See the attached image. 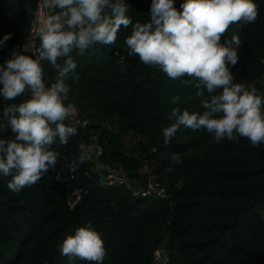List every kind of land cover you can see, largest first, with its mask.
Masks as SVG:
<instances>
[{
	"label": "trees",
	"instance_id": "1",
	"mask_svg": "<svg viewBox=\"0 0 264 264\" xmlns=\"http://www.w3.org/2000/svg\"><path fill=\"white\" fill-rule=\"evenodd\" d=\"M126 2L133 24L149 20L152 0ZM182 3L176 0L175 7L180 10ZM256 3L255 23L231 25L221 42L240 37V59L231 68L234 83L254 85L264 96V0ZM36 9L37 0H0V38L12 34L0 48V63L27 42ZM131 32V25L121 27L114 44L71 53L80 79L66 81L68 103L89 123L82 127L64 121L77 131L66 146L57 138L55 170L19 193L8 189L11 177L0 176V264H69L60 246L89 223L102 234L103 264H152L162 247L169 256L165 264H264V144L254 147L244 137L217 143L206 130L185 128L166 143L162 130L173 123V108L204 109L185 82L187 75L172 80L140 63L138 55L128 57L125 40ZM39 45L40 37L37 53ZM41 66L50 87L58 72L49 61ZM173 97L179 100L172 103ZM27 99V92L15 100L0 99V119ZM121 134L141 142L129 153ZM94 137L103 148L102 165L121 169L130 182L152 180L166 189L167 197L146 198L107 182L95 170L92 155L73 172L69 165ZM0 138L13 139L14 133L7 128ZM148 175L155 180H147ZM71 264L93 262L75 258Z\"/></svg>",
	"mask_w": 264,
	"mask_h": 264
},
{
	"label": "clouds",
	"instance_id": "2",
	"mask_svg": "<svg viewBox=\"0 0 264 264\" xmlns=\"http://www.w3.org/2000/svg\"><path fill=\"white\" fill-rule=\"evenodd\" d=\"M175 3L152 0L149 20L133 24L126 0H42L43 8L59 12L42 22L38 53L14 51L0 63V99L30 95L6 109L0 119V132L10 128L14 133L13 139L0 138V176L11 177L7 183L10 191L19 193L55 170L60 155L54 149L57 138L59 145L66 146L76 134L74 127L64 123L73 107L68 103L71 89L66 81L80 79L71 53L112 45L121 27L130 25L132 32L125 40L128 57L138 55L140 63L158 68L172 80L187 75L185 82L194 87L204 109L190 113L173 108L169 115L173 123L162 130L166 143L185 128L206 130L217 143L244 137L254 147L264 144V96L258 95L254 85L234 83L231 71L240 59V37L231 35L221 42L231 25L255 23L259 15L256 0H184L180 10ZM11 38V33L0 38V48ZM62 58H66L63 66L58 63ZM42 61H49L58 72L50 87L45 83ZM178 100L173 97L172 103ZM93 150L89 145L81 151L70 169L74 172L91 159ZM172 160L177 162V156ZM59 250L69 264L75 258L103 264L106 257L102 234L91 223L68 235Z\"/></svg>",
	"mask_w": 264,
	"mask_h": 264
},
{
	"label": "built area",
	"instance_id": "3",
	"mask_svg": "<svg viewBox=\"0 0 264 264\" xmlns=\"http://www.w3.org/2000/svg\"><path fill=\"white\" fill-rule=\"evenodd\" d=\"M184 2V0H182ZM55 11L54 8L49 7L47 9L42 7V0H37V9L35 12V18L31 25L30 31H29V38L26 43H24L23 46L18 47L17 51L21 54H28L33 53L36 48V41L40 37V28L43 27V21L46 20L47 16L49 14H53ZM37 20L40 22L38 23ZM74 116V117H73ZM71 121H76L77 124H79L82 127H86L89 123L88 119L82 120L78 117V114L76 111H73L71 115L68 117ZM93 146V152L92 156L96 159V161L99 160V158L102 156L103 148L99 143L98 137H94L92 140V143L90 144ZM87 146H83L82 149L85 150ZM107 175H106V181L110 182L112 184H120L123 185L126 189L135 191L137 194H140L143 197H154L163 199L167 197L166 189L160 187L158 184H155L154 182L150 181L149 184L143 188L138 189L135 187L134 184H131L130 180H128L124 172L121 169L116 168H106ZM168 253L164 247L156 250L154 252L153 256V262L152 264H165L168 261Z\"/></svg>",
	"mask_w": 264,
	"mask_h": 264
},
{
	"label": "rangeland",
	"instance_id": "4",
	"mask_svg": "<svg viewBox=\"0 0 264 264\" xmlns=\"http://www.w3.org/2000/svg\"><path fill=\"white\" fill-rule=\"evenodd\" d=\"M71 113H73V109L71 111ZM71 115V114H70ZM74 117V116H73ZM114 134L117 135V131H114ZM121 139L123 142V145L125 147V149L131 153L132 151V147L138 145L141 142V139L132 135H125V134H121ZM93 155V154H92ZM92 159L94 161V168L95 170L102 175L103 179H106V175H107V170L104 165H102L99 161H96V159L94 158V156H92ZM109 168V167H108ZM147 180H151L154 179V177L148 175V177L146 178ZM152 181V180H151ZM150 181H146V180H142L141 182H131L132 184L135 185V187H137L139 190L143 189L147 186V183ZM153 182V181H152Z\"/></svg>",
	"mask_w": 264,
	"mask_h": 264
}]
</instances>
